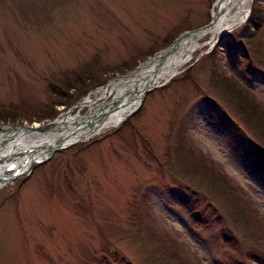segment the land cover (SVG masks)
I'll return each instance as SVG.
<instances>
[{
  "label": "rangeland",
  "instance_id": "obj_1",
  "mask_svg": "<svg viewBox=\"0 0 264 264\" xmlns=\"http://www.w3.org/2000/svg\"><path fill=\"white\" fill-rule=\"evenodd\" d=\"M218 2L0 0V125L86 116ZM208 42L126 125L0 192V264H264V0Z\"/></svg>",
  "mask_w": 264,
  "mask_h": 264
},
{
  "label": "bare ground",
  "instance_id": "obj_2",
  "mask_svg": "<svg viewBox=\"0 0 264 264\" xmlns=\"http://www.w3.org/2000/svg\"><path fill=\"white\" fill-rule=\"evenodd\" d=\"M252 2L253 0H220L217 3L213 23L209 27H205L183 38L169 53H162L160 57L144 64L132 74L115 80L106 87L99 89L95 92V99L88 97L89 99L84 105L81 104V107L95 104L97 100L106 99L108 95H115L114 101L121 106L115 110L119 111L113 112L114 108H110L112 107L110 105L114 102L104 103L103 110L107 108V111H112L111 116L108 118L109 121H107L108 124L119 123L124 118L123 114H125V111L134 109L138 104L142 103L147 89L160 87L164 82H168L179 74L181 69L192 60L194 54L204 45L201 43L202 39L208 36V43L213 44L220 36L228 34L234 28L245 23L249 16ZM131 94L134 95V98L130 97ZM92 109L86 117L81 116L80 112L76 115L69 111L70 113L64 114L63 118L47 128L49 131L44 136H33V133L25 128H14L11 130L8 127L4 128L0 131V137H2L0 138V160L17 156L20 151L26 149H28L27 153L34 149V151L30 152L31 155H28L29 159L38 158L45 153L46 149H51L53 145L68 147L73 145V141H82L86 137H82V134L78 137L73 136V131L77 129L72 127L78 123H86V126L92 127V131L96 130L99 118L97 117L91 121L92 117L89 115H92L94 110L97 111L96 113L101 111L97 110L98 108ZM67 131H71V135L68 137L69 140L64 141L63 137L68 134ZM56 132L61 136L56 135ZM60 141H64V143L59 144Z\"/></svg>",
  "mask_w": 264,
  "mask_h": 264
},
{
  "label": "trees",
  "instance_id": "obj_3",
  "mask_svg": "<svg viewBox=\"0 0 264 264\" xmlns=\"http://www.w3.org/2000/svg\"><path fill=\"white\" fill-rule=\"evenodd\" d=\"M76 79H80V76H78ZM240 90H243V88H241L240 87ZM245 92V91H244ZM6 111V110H5ZM221 176V178L222 179H224L225 180V177L221 174L220 175ZM226 183H228L229 185H231L228 181H226ZM238 198V197H237ZM241 202V200H239V203ZM248 205H249V208L251 209V210H253L252 208H251V204L250 203H248Z\"/></svg>",
  "mask_w": 264,
  "mask_h": 264
},
{
  "label": "water",
  "instance_id": "obj_4",
  "mask_svg": "<svg viewBox=\"0 0 264 264\" xmlns=\"http://www.w3.org/2000/svg\"><path fill=\"white\" fill-rule=\"evenodd\" d=\"M220 1V0H219ZM193 33V32H192ZM192 33H188V34H186L184 37H187V36H189V35H191ZM180 40V39H179ZM178 40V41H179Z\"/></svg>",
  "mask_w": 264,
  "mask_h": 264
}]
</instances>
